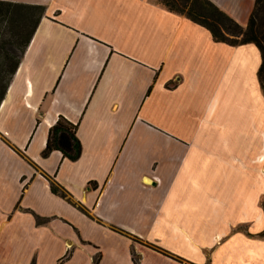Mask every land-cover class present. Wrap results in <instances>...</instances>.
Masks as SVG:
<instances>
[{"label": "crops", "instance_id": "crops-1", "mask_svg": "<svg viewBox=\"0 0 264 264\" xmlns=\"http://www.w3.org/2000/svg\"><path fill=\"white\" fill-rule=\"evenodd\" d=\"M0 1L46 7L0 105V264H264L256 45L149 0ZM211 1L246 27L256 0ZM60 116L76 162L42 157Z\"/></svg>", "mask_w": 264, "mask_h": 264}, {"label": "trees", "instance_id": "trees-1", "mask_svg": "<svg viewBox=\"0 0 264 264\" xmlns=\"http://www.w3.org/2000/svg\"><path fill=\"white\" fill-rule=\"evenodd\" d=\"M149 1L203 26L211 33L215 42L230 46L250 43L256 45L261 54L258 78L264 94V0L255 1L246 27L240 25L211 0ZM45 12L44 5L0 1V105ZM174 86L176 85L173 82L167 84L168 88ZM78 127V124L60 116L49 129L42 157L48 158L52 152L58 151L64 158L72 162L78 161L83 153V145L77 134ZM47 178L53 195L74 204L70 193L54 177ZM89 187L96 188L97 184L92 182ZM68 258L69 255L63 261ZM95 264H99L98 259Z\"/></svg>", "mask_w": 264, "mask_h": 264}]
</instances>
